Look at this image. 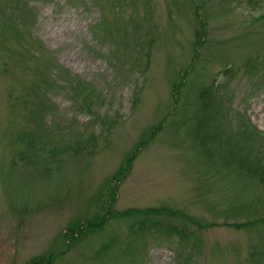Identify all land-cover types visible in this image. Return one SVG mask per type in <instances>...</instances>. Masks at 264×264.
<instances>
[{"label": "rangeland", "instance_id": "374dc122", "mask_svg": "<svg viewBox=\"0 0 264 264\" xmlns=\"http://www.w3.org/2000/svg\"><path fill=\"white\" fill-rule=\"evenodd\" d=\"M0 264H264V0H0Z\"/></svg>", "mask_w": 264, "mask_h": 264}, {"label": "trees", "instance_id": "16d2710c", "mask_svg": "<svg viewBox=\"0 0 264 264\" xmlns=\"http://www.w3.org/2000/svg\"><path fill=\"white\" fill-rule=\"evenodd\" d=\"M158 212H160V211L157 210V213H158Z\"/></svg>", "mask_w": 264, "mask_h": 264}]
</instances>
